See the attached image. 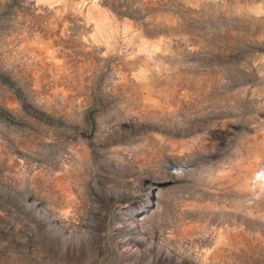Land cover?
I'll use <instances>...</instances> for the list:
<instances>
[{"label":"rangeland","instance_id":"rangeland-1","mask_svg":"<svg viewBox=\"0 0 264 264\" xmlns=\"http://www.w3.org/2000/svg\"><path fill=\"white\" fill-rule=\"evenodd\" d=\"M65 1L0 0V264H264V215L226 178L252 161L264 181L244 154L264 136V0ZM146 55L178 85L159 117L134 91ZM228 225L245 242L208 259Z\"/></svg>","mask_w":264,"mask_h":264},{"label":"bare ground","instance_id":"bare-ground-1","mask_svg":"<svg viewBox=\"0 0 264 264\" xmlns=\"http://www.w3.org/2000/svg\"><path fill=\"white\" fill-rule=\"evenodd\" d=\"M61 1H63V0H61ZM200 1V0H199ZM64 2H66L65 0H64ZM202 2V1H201ZM219 2V1H218ZM73 3V2H72ZM222 3V2H221ZM57 4H58V1H57ZM191 4V6H192V4H195V5H198V0H192V3H190ZM65 5V4H64ZM93 6V5H92ZM57 7V6H56ZM258 7V6H257ZM256 7V11H258V8ZM35 8V7H34ZM89 8V7H88ZM97 8V7H96ZM96 8H94V9H96ZM223 8V7H222ZM63 10V9H62ZM68 10H70V9H68ZM91 10V9H90ZM97 10V9H96ZM60 11V10H59ZM65 11V10H64ZM254 11V10H253ZM68 12V11H67ZM70 12H71V10H70ZM88 13L90 12L89 10L87 11ZM94 12V11H93ZM102 12V11H101ZM101 12H97V17L98 18H100L101 19V21L102 22H104L105 21V17L102 15V13ZM259 12H261V10L259 11ZM62 13V12H61ZM92 13V12H91ZM157 13V12H156ZM59 13L57 12V15H58ZM71 14V13H70ZM95 14V13H94ZM163 14V13H162ZM161 14V15H162ZM56 15V14H55ZM60 15V14H59ZM170 15V14H169ZM173 15V14H172ZM49 16V15H48ZM66 16V15H65ZM76 16V15H75ZM57 17V16H56ZM64 17V16H63ZM96 17V18H97ZM163 17V16H162ZM59 18H61V17H59ZM168 19V18H167ZM50 20V19H49ZM49 20H48V22H49ZM60 20V19H59ZM90 20V19H89ZM66 21H67V19H66ZM101 21H99V23L101 22ZM43 22V21H42ZM56 22H57V20H55V21H51V26H52V28L54 29V31H55V29H56ZM39 23V22H38ZM60 23V22H59ZM64 23V22H63ZM106 23H108V21H106ZM126 23V22H125ZM168 23H169V21H168ZM174 23V22H173ZM41 24V23H40ZM58 24V23H57ZM105 24V23H104ZM108 25V24H107ZM47 26V25H46ZM54 26V27H53ZM104 26V25H103ZM103 26H101V27H103ZM106 26V25H105ZM111 26V25H110ZM64 27V26H63ZM107 27V26H106ZM106 27H105V29H106ZM112 27V26H111ZM162 27V26H161ZM51 28V29H52ZM62 29V28H61ZM60 29V30H61ZM99 29H101V28H99ZM109 29V28H108ZM107 30V29H106ZM127 30V29H126ZM54 31L53 32H45V33H43V34H45V36L44 35H42V33H41V38L44 36V37H47L48 38V41H46L48 44H50V46H47V47H51L52 45H51V42H53L52 40H53V38L52 39H50L51 37H54L55 38V35H54ZM62 31V30H61ZM60 31V32H61ZM102 31V30H101ZM164 31V30H163ZM103 32V33H102ZM101 33H102V35L104 34V29H103V31H102ZM107 32H109L108 30H107ZM111 32V31H110ZM56 33V32H55ZM59 34V33H58ZM99 34H100V32H99ZM110 34V33H109ZM186 34V33H185ZM60 35V34H59ZM153 35H155V34H153ZM181 35V34H180ZM104 36V35H103ZM61 37V36H60ZM143 37V36H142ZM159 37V36H158ZM164 37V36H163ZM175 38V37H174ZM43 39V38H42ZM96 39V38H95ZM148 39V37H145V39L144 38H141L140 39V52H147V53H149V49L148 48H150V49H153L154 47H155V45H156V41L158 40H156V41H148L147 40ZM151 39V38H150ZM149 39V40H150ZM170 39V38H169ZM168 39V40H169ZM57 40H59V39H57ZM163 40H164V38H163ZM167 41V40H166ZM44 42H45V38H44ZM45 42V43H46ZM161 42H164V41H161ZM58 43H61V42H58ZM159 44H161V43H159ZM163 45V44H162ZM161 45V46H162ZM43 47H44V44L42 45ZM42 46H40V47H42ZM94 46V45H93ZM160 46V47H161ZM39 47V46H38ZM47 47H44V48H47ZM54 47H55V44H54ZM53 47V48H54ZM50 49V48H49ZM148 49V50H147ZM158 49V48H157ZM38 51V50H37ZM43 51V50H42ZM46 51V50H45ZM45 51H44V53H45ZM49 51H51V50H49ZM154 51V50H153ZM54 52H55V50H54ZM59 52V51H58ZM43 53V52H42ZM52 53V52H51ZM167 53V52H166ZM49 54H50V52H49ZM56 54H57V52H56ZM59 54H60V52H59ZM48 55V54H47ZM46 56V55H45ZM47 57H49V56H47ZM51 57V56H50ZM54 57V56H53ZM44 58H46V57H44ZM150 58H152V57H150ZM38 59V58H37ZM41 59H43V58H41ZM142 59V58H141ZM36 60V59H35ZM39 60H40V58H39ZM45 60H47V59H45ZM55 60L56 61H59V60H57L56 59V57H55ZM146 60H148L147 59V55L146 56H144V59H142L141 60V62H142V64H143V67L141 66V69L137 72V73H135L134 74V76H135V78L137 79V84L135 85V87H134V91H135V95H136V97L137 96H139L140 98V100H142L143 102H144V107H145V109H144V112H145V110H148L149 111V113L150 112H152L153 113V116H156V117H159L160 116V114H163L162 112H163V110L164 109H170V108H173V106L174 105H176L177 103H178V101H179V94H178V85L176 84V83H173V81H170V80H167V81H159L158 80V78L156 79V77L155 76H153L149 71L151 70V69H149L148 68V72H147V70H146ZM36 61H38V60H36ZM35 61V62H36ZM41 61V60H40ZM40 61H38L37 63L39 64V62ZM44 61V60H43ZM34 62V63H35ZM33 64V63H32ZM43 65H44V63H43ZM62 65V64H61ZM67 65V64H66ZM65 64H63L62 66H66ZM69 65V64H68ZM39 66V65H38ZM38 66H36V68L38 67ZM49 66V65H48ZM59 67V66H57V67H59V68H61V70H64V69H62L63 67ZM145 66V67H144ZM168 66V65H167ZM40 67V66H39ZM41 67H44V66H42L41 65ZM67 67V66H66ZM65 67V68H66ZM147 67H148V65H147ZM43 69V68H42ZM65 70H67V69H65ZM69 71V70H68ZM76 74H78V73H76ZM177 74V73H176ZM79 75V74H78ZM133 76V77H134ZM205 77V76H204ZM76 78H78V77H76ZM162 78V77H161ZM174 78H177V76H174ZM203 78V77H202ZM39 79V78H38ZM164 79V78H163ZM178 79H180V78H177L176 80H178ZM182 79V78H181ZM43 80V79H42ZM76 80V79H75ZM162 80V79H161ZM183 80V79H182ZM186 80V79H185ZM180 82V81H179ZM34 83H37V82H35L34 81ZM191 83V82H190ZM199 83H200V81H199ZM203 83V82H202ZM205 83V82H204ZM180 84H182V83H180ZM185 84V83H184ZM38 85V84H37ZM181 86V85H180ZM182 87V86H181ZM181 89H183V87L181 88ZM180 93H181V91H179ZM181 95H182V93H181ZM136 99V98H135ZM138 99V100H139ZM7 102H10L9 100L7 101ZM180 102V101H179ZM133 106V105H132ZM143 107V108H144ZM137 108V107H136ZM140 113V112H139ZM151 113V114H152ZM165 113V112H164ZM148 114V113H147ZM164 115V114H163ZM220 126H222V125H220ZM251 140V139H250ZM247 142V141H246ZM170 143L172 144L173 142L170 140ZM182 146V145H181ZM173 147V146H172ZM180 148V147H179ZM244 154H246L248 157H251L252 156V158H250V159H253L254 158V160L253 161H256L258 158H263L264 157V136H262L261 137V139H256V138H253L252 139V142H250L249 141V144H247V148H246V150L244 151ZM246 156V157H247ZM245 161H248V160H245ZM244 168V171L242 172V169ZM242 169L241 170H239V171H236L235 172V175L234 176H232V175H227V184L228 185H231V186H234V188H236V190H238V192H239V194H240V192H243V193H249L250 195H251V197H252V200L250 201V204H249V208L251 209V213L252 212H257V213H261V214H263L264 215V181H260V180H254L253 178H255V171H256V169H255V167H254V169H253V164H252V161H251V163H250V161H249V163H248V165L247 166H244V167H242ZM61 178H55V180H54V182L56 183V184H60L61 185V181L62 180H60ZM253 179V180H252ZM24 180V179H23ZM64 180V179H63ZM254 181V183H252ZM63 184V183H62ZM66 184V183H65ZM62 186V185H61ZM63 188V187H62ZM225 188V187H224ZM228 188V187H227ZM62 191V190H61ZM242 193V194H243ZM245 193V194H246ZM65 194V193H64ZM241 194V195H242ZM248 194V195H249ZM67 198V197H66ZM248 197H246V200H248L247 199ZM250 198V197H249ZM68 201V200H67ZM66 201V202H67ZM242 201V200H241ZM71 202V201H70ZM202 202V201H201ZM248 202V201H247ZM241 203V202H240ZM78 204V203H77ZM81 204V203H80ZM243 205V204H242ZM203 206V205H202ZM66 207V206H65ZM74 207V206H73ZM72 209V208H71ZM58 210V209H57ZM68 213H70V211L68 212ZM67 213V214H68ZM63 215V214H62ZM258 215V214H257ZM264 217V216H263ZM186 222V221H185ZM187 223V222H186ZM197 223V222H196ZM184 225V224H183ZM200 225V224H199ZM187 226V225H186ZM228 226H230V225H228ZM173 227V226H172ZM233 225H232V227L230 226V229H232V230H230L229 231V233L226 231H222V229L221 230H219V231H222V232H218L217 230H215V231H217V232H214V233H216V238L217 239H214V242H215V244H211V246H213V248L211 247V249H203L204 251V254H205V256L207 257V255H208V259H209V257H216V256H218L222 251L221 250H223L224 248H223V246L226 244V242H229V241H238V242H243L244 241V238L242 237V236H240L239 237V235H238V233H240L241 234V232L240 231H242V230H239V232L237 233V234H234V233H230V232H232L233 231ZM181 228V227H180ZM225 228H226V226H225ZM228 228V227H227ZM234 228H237V227H234ZM239 228H241V227H239ZM183 229V228H182ZM220 229V228H219ZM227 230H229V229H227ZM244 230H246V228H244ZM180 231V230H179ZM184 231V230H183ZM210 231V230H209ZM211 231H213V230H211ZM234 232V231H233ZM213 233V234H214ZM244 233H247V232H244ZM260 233H262V231L260 232ZM164 234V233H163ZM207 235V234H206ZM209 235V234H208ZM218 235V236H217ZM236 235H238V236H236ZM205 236V235H204ZM212 236V235H211ZM255 236V235H254ZM258 236V235H257ZM257 236H255V238L257 237ZM213 237V236H212ZM246 237V236H245ZM259 237V236H258ZM214 238V237H213ZM201 239V238H200ZM247 239V238H246ZM245 239V240H246ZM206 240V244L208 243V242H211V240L209 239H205ZM166 241V240H165ZM200 242V241H199ZM213 242V241H212ZM211 242V243H212ZM235 242V244H238V242L236 243ZM245 242V241H244ZM222 243V244H221ZM182 244V243H181ZM221 244V247H219V245ZM244 244V243H243ZM174 245V244H173ZM209 245H210V243H209ZM208 245V246H209ZM227 245H229V243L227 244ZM233 246H235V245H233ZM174 247V246H173ZM210 247V246H209ZM225 247V246H224ZM228 247V246H227ZM237 247V246H236ZM239 247H241V245L239 246ZM229 248V247H228ZM234 248V247H233ZM241 249V248H240ZM239 249V250H240ZM178 251V250H177ZM224 251V250H223ZM226 251H227V249H226ZM223 253V252H222ZM226 253V252H225ZM199 254V253H198ZM204 254H203V256H204ZM200 255V254H199ZM197 256V255H196ZM219 256H221V255H219ZM224 256V255H223ZM196 258V257H195ZM202 259L201 260H203V257H201ZM218 258V257H217ZM205 259V258H204ZM213 259V258H212ZM214 260V259H213ZM212 260V261H213ZM207 262V264L209 263V261L207 260L206 261ZM220 263V262H219ZM210 264V263H209Z\"/></svg>","mask_w":264,"mask_h":264}]
</instances>
